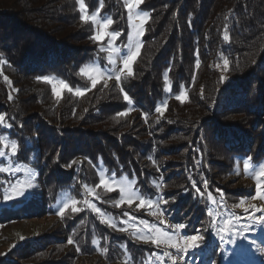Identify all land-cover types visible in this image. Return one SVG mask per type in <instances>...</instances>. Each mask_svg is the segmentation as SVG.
I'll return each instance as SVG.
<instances>
[{"label":"trees","instance_id":"obj_1","mask_svg":"<svg viewBox=\"0 0 264 264\" xmlns=\"http://www.w3.org/2000/svg\"><path fill=\"white\" fill-rule=\"evenodd\" d=\"M59 1L0 0V61H3L0 63V114L5 116V124L12 125L10 129L0 128V133L16 141L18 152L15 159L33 163L39 174L38 179L36 178L38 182L36 195L22 203H15L20 206L16 210H12L10 206L0 208V219L6 222V217L17 219L29 216L30 210L35 207L34 201L40 196L42 198L38 203L44 205L45 212L55 213L54 205L60 193L69 189L81 209L78 213H72L69 207L63 216L64 224L68 219L73 221L69 232L70 235L76 234L74 243L58 249L60 256L56 257L57 260H48L46 258L48 251L45 254L40 252L39 256L32 260L34 253L43 249L45 245H38L34 249V244L32 248L34 250H31L28 244L23 247V253L17 254L18 257L29 256L30 260L22 264H57L62 261L63 264H76V257L83 253L96 256L89 263L98 261L100 258L96 259L97 257L126 260L129 259V255L142 259L143 263L142 255L153 248L140 245L136 240V244L133 241L129 242L130 238L125 234L111 228L108 223H101L104 220L100 215L90 211L85 204L87 189L91 187L100 197L98 206L104 210H110L112 204L109 203L117 198V192L112 193L101 186L96 187L99 184L97 164L100 159L104 161L110 172L137 177L139 184V181H143L149 189H157L153 185L154 180H157L154 171L147 167L143 168V172L140 169L133 171L131 168L133 163L127 155L129 152L125 149L123 151L124 142L121 138L123 135L120 137V134L132 120L128 121L127 117L117 116V110H114L116 109L114 105L122 101L120 88L123 87L124 92L134 97L135 81L140 78L144 80L147 96H141V100L138 97L134 98L142 103L136 101L137 105L148 114L147 119L152 125L150 127L153 131L152 136L158 132V145L155 142L156 147L154 146L155 139L153 140L148 134L138 141L135 154L139 153L140 161L150 157V161H160L162 154H168L162 148L174 138L177 141L181 140V146L186 145L190 148L191 144L196 142L200 149L197 153L204 147L210 148L209 142L216 140L210 138L213 135L212 133L209 135L208 127L214 128L216 124H224L222 128L228 130L242 127L241 125L245 123V114L252 113L253 106L251 107L250 103L253 101L258 104L264 103V72H262L264 70V0H145L144 8L150 11V19L146 25L143 48L135 64L134 76L122 79L120 87L116 83H111L107 87L104 83H98L95 88H90L91 81L81 73L84 64L103 61L104 52L100 50L99 43L91 38L94 34L93 24L90 20L81 21L77 0H65L64 6L59 4ZM85 2L88 11L92 12L100 8L102 14L111 16L113 29L121 31L122 37H126L128 20L123 0H103V6L100 5L99 0H85ZM221 18L222 24H217ZM225 25H228V41L223 39ZM71 37H73L72 43L66 40ZM197 49L198 57L194 55ZM197 58L201 61L198 67L195 64ZM224 59L229 61L227 70L224 68ZM166 68L170 69L174 90L177 91V85L180 87L185 83L188 98L183 103L184 106H178L175 110L173 104H170L169 116L160 117L157 122V117L153 118L150 115L163 95V72ZM211 68L213 70H210ZM216 68L219 74H216L217 77L214 75ZM202 69L205 70L203 76L200 72ZM193 73H195V81L192 80ZM49 74L64 78L73 87L80 85L87 90L82 96L66 90L62 97L56 98L50 83L38 79ZM14 75L30 78L32 90L25 92L24 86L18 87ZM5 76L8 77L7 82ZM221 76L227 79L221 81ZM199 81H201L200 90L194 91ZM192 82L193 85H190ZM243 86L246 87V91ZM250 87L251 95L247 94ZM22 94L30 96L29 99L24 100ZM227 94L236 99V103L232 102L233 104H239L238 107H232V112L228 113L223 111V100ZM9 96L12 97L11 100ZM115 100L118 102L114 103ZM203 101L209 103L204 104ZM106 105L109 106L108 115L99 118ZM192 106L194 109H191ZM228 108L230 109L229 106ZM258 110L259 108L257 112ZM28 113H36L37 120L30 121L31 117ZM261 114H264V110ZM81 117H85L88 124L118 132L114 134L111 144L114 147L106 144V149L95 146L92 151L83 149L78 153L80 149L76 148L73 142L81 139L84 133L79 132L75 136L68 134L64 138L63 134L67 131L63 123H74ZM137 119L142 123L140 128L144 129L147 125L144 123L145 120L140 116ZM263 121L262 118L258 119L260 127L264 124ZM169 127L172 131L170 134H168ZM65 128L72 130L71 127ZM252 130L259 131L255 128ZM53 134L59 136L61 140L56 141ZM224 135L221 133V137ZM241 135L243 140H252L245 132H241ZM214 136L216 137L215 132ZM217 139L221 143L219 138ZM69 145L73 148L68 147ZM213 148L212 146L209 150V159L203 163L217 171L215 163L211 162L215 160L214 156L224 157L231 153L235 155V152L226 149L222 144L217 146L215 151L212 150ZM148 149L150 151H147ZM74 154H78V157L75 158ZM237 155L242 159L252 157L243 153ZM200 156L203 161V155ZM137 161L138 164L140 161L138 159ZM1 164L0 158V166ZM70 164L71 167L68 166ZM8 177L6 172L0 173V196L5 185L2 182ZM196 187L199 188L197 184ZM180 189L181 206L187 201L191 202L193 196L197 194L192 184L186 183ZM144 191L153 195L145 188ZM198 202L197 209L203 208V199H199ZM178 213L176 212L175 218ZM94 239L97 241L95 245L92 244ZM77 246L80 251L76 250ZM105 248L108 249L107 252L104 251ZM62 257H66L65 260H62ZM3 264L18 263L8 261Z\"/></svg>","mask_w":264,"mask_h":264},{"label":"rangeland","instance_id":"obj_2","mask_svg":"<svg viewBox=\"0 0 264 264\" xmlns=\"http://www.w3.org/2000/svg\"><path fill=\"white\" fill-rule=\"evenodd\" d=\"M124 4H125V0ZM58 2V0H57ZM85 2V0H84ZM145 2V0H144ZM65 0H60L59 4L65 5ZM63 5V6H64ZM79 6V5H78ZM85 9L83 11V15L90 16L93 13L95 14L96 20L102 21L107 18H111V16L104 15L101 13V9L98 8L92 12L88 11L87 4L85 2ZM127 9V8H126ZM211 10V8L209 7ZM208 9V11H209ZM139 11H148L149 12V19H150V11L144 8V3H142L139 6ZM81 12V11H80ZM24 15V13H22ZM128 15V10H127ZM145 21L144 28L146 30V25L149 21ZM23 21V19H21ZM223 19L221 18L220 21H218L217 24H222ZM17 21V20H16ZM91 21V20H90ZM19 22V21H17ZM93 29L95 31L100 30V26L98 24L93 23ZM139 23V20L136 21ZM130 30L128 25V31ZM108 31H119L116 29H113V24L109 26ZM128 33V32H127ZM72 38H67L66 40L70 43H72ZM141 41V50L143 48L144 43V36L140 38ZM74 43V42H73ZM99 48L100 49H108L109 45L107 43V37L104 41H100ZM128 43L127 35L125 38L117 37L113 40L112 46L116 48H120L122 52L124 51V46ZM134 50V49H133ZM103 61L98 60L95 62H90L87 64H84L82 68L84 69V72H81L82 75L87 77L90 80V77H94L98 79V83H104L107 81V86L111 83H116L119 87L121 86V82L118 84L116 81V74L112 69L111 65L107 64L108 60V51H103ZM139 57V56H138ZM137 57V60H138ZM113 59L116 61L115 68L119 69L123 67V55L120 53H114ZM136 60V61H137ZM136 61L133 62V72L135 69ZM214 66V65H209ZM215 67V66H214ZM100 68L101 72H97L96 69ZM210 70H213L211 68ZM262 70V69H260ZM168 72V78L165 80L164 73ZM214 75H219L217 72V68L214 70ZM201 75L203 76L205 73V70H200ZM259 73V71H257ZM264 72V70L262 71ZM249 75V74H247ZM15 76L16 82L18 83V87L24 86V91H31V82L30 78H24ZM50 78V85L52 88V85L55 84L57 89L60 91V96L55 97H62L63 93L68 90L63 88L61 85V81H64L68 84L69 88L72 89V91L76 94V90L80 89L84 93L86 92L85 87L83 86H71L70 83L65 80L64 78L55 75V74H49L46 75ZM109 76L111 78H109ZM217 77V76H216ZM163 79H164V92L163 95L158 100L157 106H161L163 108V116H169L168 111L170 104H173V109L175 110L178 106H184L183 103L187 101L184 100L183 102L176 99V97L181 93H186L188 97V92L186 91V85L185 83H182L180 87L177 85V91L174 90V85L170 77V69L166 68L163 72ZM91 81V80H90ZM134 84L135 90L133 94L134 97H138L141 100V96L143 95L146 97V89L144 87V80L143 78L137 79ZM143 83V84H142ZM264 83V82H263ZM175 84V83H174ZM200 84L201 81L198 82V84L195 86L194 91L200 90ZM193 85V82L190 84ZM248 85V84H246ZM244 87V90L246 91V87ZM92 88V86H90ZM104 89V88H103ZM159 88H157L158 90ZM264 90V87H263ZM252 89L250 87L249 89V95H251ZM130 102L125 101L123 99V92H122V101L119 102V104L114 105L116 107L117 116L121 117H127L128 121L132 120L128 123L126 126V129H124V132H121L120 137L123 135V151L128 150V159L132 161L133 165L131 166L132 170H139L144 171L143 168L147 167L154 171L155 176L157 180H154L153 185L157 189H152L146 187L143 184V181H139L138 183L137 177H131L127 174L118 175L115 173H112L109 171L108 167L104 163L102 159L97 164V173L99 176L100 181V174L104 173V179L107 180L110 184H112L113 190L112 193L117 192V198L112 200L111 203L112 206L110 207V210H104L99 204V199H96V196L98 195L97 192L93 187L91 189L93 191H88L87 200L89 204H95L97 208L101 210L102 213L105 215H100V217L105 221V223L111 224L116 223L117 224V230L120 231V228H125L126 231H120L123 234H125L127 237L130 238V241H133L134 244L139 242L140 245L143 246H150V248H153L152 250H148L143 257L144 262L142 263V259L133 257V255H129V259L126 260H109L106 257H97L96 259L100 258L95 263H89V261L96 256H88L85 255V253L79 255V257H76V264H158L156 258L153 253L157 255H162L163 252V246L161 248H157L152 243H145L143 240L138 239L137 237H133L131 233L133 231L139 232V230L143 227L142 225H139L140 219H146L150 222V224H155L157 227H159L162 231L167 232H174L175 230L171 228V225L177 224V223H184L186 225V228L183 230H180L181 234H187V235H203L204 236V243L201 245L200 248L192 250L191 254L187 255L185 258L188 261V264H212L214 261L215 264H264V225L260 223H253L250 219H248L247 213L244 212L243 208H233L232 206L234 204H239L241 200L244 201V208H248L251 205H256L257 207H264V200H260L258 197L256 199H252L253 196H256L257 187L259 186L261 193L264 194V176H262L260 173L262 171L261 165H264V124L258 125V119L262 118L264 120V114H261V111L264 110V103L258 104L257 102L253 101L250 103L252 109V113H246L245 114V123L241 125L242 127H233V128H222V125L224 124H216L213 127H208V133L209 135L212 133V137H210L214 141H210V148L213 146L214 148L212 150H216V147L219 145H223L226 149L232 150V152H235V155L226 154L224 157L218 156L215 157V160H212V163H215L216 170L214 171V168L206 166L203 162L209 159V150L210 148L204 147L201 149L202 151L197 153L199 147L197 146L196 142L191 144L190 147L181 146V140L177 141V139H170L171 141L168 142V145L163 147L162 150H165L168 152L167 155L162 154V158H160V161H150V158L144 159L143 161H140L138 155L139 153L135 154L138 145L136 146L137 142L143 139L147 134L152 137L153 144L158 145V132L156 134H153V131L150 130V127H152L151 122L147 119L148 114L145 110L141 109L140 106L137 104L139 102L136 100L133 96H130ZM24 100H28L30 96L22 94ZM251 97V96H250ZM119 98V97H118ZM138 103H137V102ZM166 101V104L164 103ZM236 99L231 98L228 94L225 96L223 100L224 104V110L225 112H232V107H238L239 104H233ZM118 102V100H115L114 103ZM233 102V103H232ZM203 103H209L207 101H203ZM126 104V107H125ZM214 105V103H213ZM212 105V106H213ZM105 106V105H104ZM230 107V109L228 108ZM155 107V108H156ZM204 107V106H203ZM154 110L151 112V117L153 118H160L163 116H160V113H157ZM186 108V107H185ZM202 108V107H201ZM259 108V112H257V109ZM183 109V108H182ZM191 109H194L192 106ZM109 111V106L106 105L104 107V112L99 115V118L106 117ZM245 111H248V109H245ZM244 112V111H243ZM243 112L241 114H243ZM120 113H124L123 115H120ZM245 113V112H244ZM255 113V114H254ZM258 113V114H256ZM30 115L31 120L34 121L37 120L36 113H28ZM138 116L143 118L144 123L147 125L143 128H140V121H138ZM156 118V119H157ZM111 120V118L109 119ZM140 120V119H139ZM78 121H80L78 123ZM77 122L68 124H65L64 129L67 131L65 134H63L64 138L68 134H71L72 136H75V134H78L79 132H83L84 136L81 139H76L73 144L76 148H79L78 153H81V150H87L92 151L93 148L100 147L105 148L106 144L109 146H112V141L114 134H118V132H114L112 129L109 131L108 128L105 127H98L97 125L88 124L85 117H81ZM69 122V121H68ZM87 122V123H85ZM264 122V121H263ZM68 124V125H67ZM85 124V125H84ZM93 124H96L93 122ZM61 125V124H60ZM65 127H71L72 130H68ZM171 127H169L168 134L172 133ZM216 128V129H215ZM252 128L259 129V131H253ZM147 130V132H145ZM186 130V129H184ZM190 130H188L189 132ZM219 131V132H217ZM214 132L216 133V137L219 138L220 142H218V139L214 136ZM241 132H245L250 137V141L247 139H242ZM221 133L225 134L223 137H221ZM0 134H3L2 132ZM4 135V134H3ZM6 135V134H5ZM56 141H60V137L53 134ZM7 138L9 141H12V139ZM169 138V137H167ZM259 141V142H258ZM255 142V143H254ZM79 143V145H77ZM217 144V145H216ZM121 145V144H120ZM117 146V145H116ZM68 147L73 148L72 145H69ZM89 147V148H88ZM91 147V148H90ZM114 147V146H112ZM111 148V147H109ZM125 149V150H124ZM155 150V148H154ZM6 151L10 152V147L6 149ZM81 151V152H79ZM147 151H150L148 149ZM76 153V152H75ZM206 153V154H205ZM248 154L251 155V159L244 158L242 159L237 154ZM201 155H203V161L201 160ZM263 154V155H262ZM35 156V155H34ZM33 156V159L35 158ZM75 158L78 157V154L73 155ZM136 156V158H135ZM71 158V157H70ZM69 158V159H70ZM262 158V159H259ZM2 159V164L0 167H11L12 169H15L17 166L27 169L30 171L35 179L33 180L34 184H37L38 179V171L36 166L33 163H26L23 161H18L15 159V156L8 155ZM137 159L140 161L138 164L136 162ZM248 160L249 162V169L246 171L244 168V161ZM197 161L200 163L197 164ZM89 164V163H87ZM8 174V179L6 181H12L14 182L16 179L20 180H26L29 178L28 172L21 171L18 173L13 174V172H6ZM201 174H203V177L209 181V187L207 190L203 187V182L201 180ZM191 177V179H189ZM37 178V179H36ZM121 180L130 181L135 180L136 183L133 185V187L137 190L138 194L143 196L145 200L147 201L149 198H151L152 203H145L143 206L138 207L140 204V200L134 198L131 205H129L127 202L120 204L119 206H116V201L120 199V193L118 189V182ZM195 180L196 184L199 186L202 193H204L203 196H201L199 193L193 196V200L187 201L183 206L180 205L179 200L181 199V189L187 184H192V181ZM36 181V182H35ZM53 183V181H51ZM157 185L159 187H157ZM5 184L3 186L6 187ZM104 188L103 186H101ZM150 187V186H149ZM2 188V193H3ZM144 188L153 193V195L146 194L144 191ZM105 189V188H104ZM216 189H220L224 194V199L222 202L226 203L227 209H229L231 212L235 213L236 216H239L240 219V225H249L250 230L244 233V235L247 236V241H245V244H248L250 241H255V244L251 247L247 248L243 252H237L236 246L233 244L224 243L221 244L219 241V238L215 235L214 231H207L205 232L204 229L208 227L209 218L207 216V208L210 205V201L208 200V193H211L212 196L219 201L220 195L216 192ZM187 197V196H186ZM42 196L38 197L35 201V207L33 210H30L29 216H24L23 218H7L6 222H3L0 219V264H3L8 261L17 262L18 264H22V262H26V260H30L29 256L26 257H18V252L23 253V247L30 244L31 250L36 249L35 247H38V245H45L43 249H39L34 253V257L31 258L32 260H35L38 254L40 252L46 253L48 251L47 259L48 260H57L60 254L58 253V249L61 247L65 248L67 247V240L68 237L71 236L73 240L76 238V234L70 235V226L73 225V221L68 219V221L64 224L65 217H61L58 215L59 207L63 205L64 202L69 201H76V205L78 207L77 200L71 195V191L69 189L64 190L60 193L58 197L57 203L54 205L56 212L50 213V211L45 212L44 205L41 203H38V200L41 199ZM203 199V208L200 207L197 209V205L199 204L198 200ZM157 199H160V208L157 209L156 207V201ZM188 199V197H187ZM168 201L167 204L163 203V201ZM10 206L12 210L18 209L20 206L18 204H12V203H5L3 201V195L0 196V208ZM86 206L88 209L94 213L95 212L92 208H90L87 204ZM196 206V207H195ZM181 207L183 209H181ZM71 208V207H70ZM79 208V207H78ZM69 209V208H68ZM66 209L65 211H67ZM166 209V210H165ZM181 209V210H179ZM221 211L224 210L223 206L220 209ZM176 212H179L178 215L175 218ZM127 213V215H125ZM155 213V215H153ZM253 215L260 216L264 215V212L260 213H253ZM135 217L136 219L133 221L131 218ZM157 217H160V219H157ZM227 219L228 217L225 216ZM63 224V225H62ZM62 225V226H61ZM130 225H134L130 226ZM199 229L200 232L197 233L194 230ZM79 233V232H78ZM153 235H156V233H153ZM24 239H21V238ZM39 239H42L41 241H38ZM35 240V241H34ZM137 242H136V241ZM31 242V243H30ZM55 244H52L54 243ZM34 249L33 248V245ZM52 244V245H48ZM48 245V246H47ZM29 247V249H30ZM138 247V246H137ZM57 248V249H55ZM54 249V250H52ZM50 250V251H49ZM168 251L172 253V255H177L174 249L168 248ZM41 253V254H42ZM36 255V256H35ZM62 257V260H65ZM137 261H136V260ZM74 260V262H75ZM64 261L58 262L57 264H63ZM159 264H172L171 260L168 258H164L163 261H160ZM177 264H182V262L177 261Z\"/></svg>","mask_w":264,"mask_h":264},{"label":"snow or ice","instance_id":"obj_3","mask_svg":"<svg viewBox=\"0 0 264 264\" xmlns=\"http://www.w3.org/2000/svg\"><path fill=\"white\" fill-rule=\"evenodd\" d=\"M100 5L103 6V0H99ZM144 3V0H125V7L128 10L127 20L130 30L127 33V40L128 43L124 46V51L120 48H116L112 46L113 40L117 37H120L122 35L121 31H108L109 26L113 24V20L109 17L107 19H104L102 21L96 20L95 14L93 13L90 16H86L81 14L80 19L81 21H93V23L98 24L100 26L99 31H95L93 36L91 37L94 41L100 42L104 41L107 37V43L109 45L108 49H100L101 51H108V60L107 64L112 66L113 71L116 74V81L119 84L122 79L132 78L134 76L133 72V62L137 60V57L140 55L141 50V41L140 38L144 36L145 34V28L144 23L149 19V12L148 11H139V6ZM77 4L79 5V10L81 13H83L85 9V2L84 0H77ZM139 20V23L136 21ZM227 28L228 25H225V34L223 36V39L225 41L229 40V36L227 34ZM134 49V50H133ZM114 53H120L123 55V67L116 69V61L113 59ZM196 57L199 56V50L197 49L194 53ZM0 63H3V61H0ZM201 61L197 58L195 60V64L198 67L200 65ZM224 68L225 70L229 67V61L228 59H224ZM96 71L99 73L101 72L100 68H97ZM81 72H84V69L81 68ZM109 78H111L109 76ZM164 78L167 80L168 78V72L166 71L164 73ZM5 81H8V77H4ZM38 79H43L44 81H47L51 83L50 78L48 76L38 77ZM227 79L224 76H221V81H224ZM91 80V86L95 88L98 84V79L94 77H90ZM192 80L195 81V73H193ZM63 88L68 89V91H72L71 88H69L68 84L64 81L60 82ZM105 87H107V81H105L104 84ZM87 89H85L86 91ZM103 90V89H101ZM120 91L123 92V99L125 101L130 102V97L127 92H124L123 87L120 88ZM52 92L56 96H60V91L57 89L56 85H52ZM84 94L83 91L80 89L76 90L77 96H82ZM188 97L186 93L181 92L176 99L183 102ZM9 99L11 100L12 97L9 96ZM166 104V101H164ZM155 111L157 113H160V116H163V108L161 106H157L155 108ZM124 113H120V115H123ZM157 122H159V117L157 118ZM11 128V124H5V116L0 114V128ZM9 147V141L7 140L6 136L3 134H0V158H4L8 155L15 156L18 152V145L16 141H10V152L6 151V149ZM151 159V157H150ZM251 158L249 157V160ZM75 163V162H73ZM200 162L197 161V164ZM71 167V164L68 165ZM262 171L261 175L264 176V165L260 166ZM244 168L247 171L249 169V162L248 160L244 161ZM26 171L28 172L29 178L26 180H20L16 179L14 182L12 181H5L2 182L3 184H6L7 186L3 188V201L5 203H22L26 200H28L30 197H33L36 195L35 189L38 187L37 184L33 183V180L35 179L34 175L28 171L27 169L21 168L17 166L15 169H12L11 167L5 168L0 167V173L5 172H13V174ZM101 178L99 181V184L96 185V187L103 186L107 191L111 192L113 190L112 184H110L107 180H105L104 173L100 174ZM191 179V177H189ZM201 180L203 182V187L205 190L209 187V181L203 177V174H201ZM136 183L135 180L125 181L121 180L118 182V189L120 193V199L117 200L116 206H119L122 203L127 202L129 205L132 204L133 199H139L140 204L138 207L143 206L145 203H152L151 198H149L147 201L145 198L138 194L137 190L133 187V185ZM87 189V186H85ZM157 187H159L157 185ZM192 187L195 189L197 193H199L201 196L204 195V193L201 192L200 188L196 187V181H192ZM87 191H93L92 189H87ZM216 192L220 195V200L217 201L211 193H208V200L211 202L210 205L207 208V216L209 218L208 227L204 229L205 232L211 230L214 231L215 235L219 238V241L221 244L228 243L233 244L236 246L237 252H243L247 248L251 247L255 244V241H250L248 244H245L244 242L247 241V236L244 235L247 231L250 230L249 225H240V217L236 216L235 213L231 212L229 209H227L226 203H223L224 194L220 189H216ZM259 198L260 200H264V194L261 193V190L259 186L257 187L256 196H253L252 199ZM96 199H100V197L97 195ZM160 199H157L156 201V207L157 209L160 208ZM163 203L167 204L168 201L164 200ZM85 204H87L90 208H92L95 212L100 213V215H105L101 212L99 208L96 207L95 204H89L88 201H85ZM223 206L224 210L221 211V207ZM71 207L72 213H78L81 211L80 208L77 207L76 201L72 200L69 202H64L61 207H59L58 215H60L62 218L64 216L65 210ZM233 208H243L244 212L249 214L248 219H250L253 223H260L264 225V215L256 216L253 215V213H260L264 212V207H257L256 205H251L248 208H244V201L241 200L239 204H234L232 206ZM166 210V209H165ZM127 215V213H125ZM155 215V213H153ZM225 216L228 218L226 219ZM133 221L136 219L135 217L131 218ZM157 219H160V217H157ZM101 223H105V221H101ZM139 225H142L143 227L137 231H133L131 235L133 237H137L138 239L143 240L145 243H152L157 248H161L163 246V252L162 255H157L153 253L152 255L155 256L158 264L160 261H163L164 258H168L171 260L172 264H177V261L182 262V264H188V261L186 260V256L191 254L192 250L198 249L201 247V245L204 243V236L197 234V235H187V234H181L180 230H183L186 228V225L184 223H177L174 225H171V228L174 229V232H167L162 231L159 227H157L155 224H150V222L146 219H140ZM133 226L134 225H130ZM110 227L113 229L117 228L116 223H111ZM120 231H126L125 228H120ZM195 232L199 233L200 230L196 229ZM153 233H156V235H153ZM21 239H24L23 237ZM68 244H73L74 241L71 236L68 237L67 240ZM92 244H97V241L94 239L92 240ZM168 248L174 249L177 255H172L170 251H168ZM77 251H80L79 246H77ZM105 252L108 251L107 248L104 249ZM264 251V249H262ZM212 264H215L213 261Z\"/></svg>","mask_w":264,"mask_h":264}]
</instances>
